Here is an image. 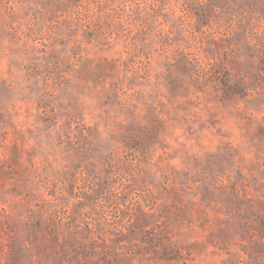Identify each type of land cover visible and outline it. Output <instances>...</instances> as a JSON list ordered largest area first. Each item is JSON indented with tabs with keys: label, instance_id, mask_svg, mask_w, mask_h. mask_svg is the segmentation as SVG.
Segmentation results:
<instances>
[{
	"label": "rangeland",
	"instance_id": "374dc122",
	"mask_svg": "<svg viewBox=\"0 0 264 264\" xmlns=\"http://www.w3.org/2000/svg\"><path fill=\"white\" fill-rule=\"evenodd\" d=\"M0 264H264V0H0Z\"/></svg>",
	"mask_w": 264,
	"mask_h": 264
}]
</instances>
